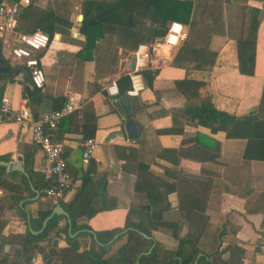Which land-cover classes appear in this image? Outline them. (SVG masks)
Returning a JSON list of instances; mask_svg holds the SVG:
<instances>
[{"label": "crops", "instance_id": "crops-1", "mask_svg": "<svg viewBox=\"0 0 264 264\" xmlns=\"http://www.w3.org/2000/svg\"><path fill=\"white\" fill-rule=\"evenodd\" d=\"M1 1L19 4L22 0ZM86 1L30 0L21 7L15 31L0 37L1 57L11 68L0 71V94L10 99L14 110L25 104L33 114L61 108L68 91L81 97V112L67 115L55 138L64 145L63 157L76 177V186L64 203L81 186V170L89 169L82 165L80 142L91 135L99 144L90 165L94 172L92 203L79 221L90 227V233L123 230L129 211L146 205L147 193L152 191L157 202L169 206L163 218L177 224L180 239L199 231L203 224L205 229L195 245L183 246L181 256H176L180 245L173 229H155L153 239H148L152 244L136 245L137 262L155 250V260L143 264H264V131L256 133L251 144L245 135L212 132L185 113L189 95L197 88L195 82H202L208 85L217 110L242 117L259 113L264 119V0H190L191 23L186 24V38L177 47L157 44L163 37L153 36L157 23L147 13L150 7L159 8L161 0H128L134 27L104 24L92 60L79 54L86 42L82 8ZM249 8L260 11L254 75L240 71L237 45ZM172 22L167 23V30ZM33 31L52 35V40L40 54L46 76L41 98L31 100L29 73L12 57L11 48L20 34ZM143 44L150 47L146 68L159 72L152 87L144 82L128 129L129 112L116 96L106 93L105 86L115 83L119 92L126 90V83L119 81L135 70H131V61ZM30 155H34V170L43 173L45 155L32 142V130L6 122L0 112V161H21L25 168ZM146 168L162 182V189L146 177ZM9 173L6 169L4 178L20 184L19 177L9 179ZM164 189L170 190L168 194L162 193ZM18 194L13 186H0V244L5 254L12 253L0 264H44L40 253L28 262L15 256L12 249L19 244L6 240L25 235L31 221L39 217V207L55 203L41 196L33 199L36 195L18 202L26 220L13 205ZM65 223L62 220L59 228ZM58 229L51 237L57 238ZM57 239L59 250L68 248L65 235ZM80 241L89 245V238L80 237ZM119 245L113 244V251Z\"/></svg>", "mask_w": 264, "mask_h": 264}, {"label": "trees", "instance_id": "trees-1", "mask_svg": "<svg viewBox=\"0 0 264 264\" xmlns=\"http://www.w3.org/2000/svg\"><path fill=\"white\" fill-rule=\"evenodd\" d=\"M13 1L16 2L17 0ZM126 2H128V0H116L113 2L87 0L84 2V4H82L84 13L83 26L86 34V42L84 47L85 49L83 48V51L79 53L81 57H83L85 60L93 59L92 54L95 43L103 37L105 32L103 30L104 24L114 23L121 26L124 25L126 28L134 27L133 11L127 7ZM191 2L192 1L190 0H161L159 3V8L150 7L148 9L147 17L151 20V22L154 20L157 23L154 25L155 28L153 29V36L164 38L167 33L166 25L170 21L180 23L183 21L184 26L191 23V13L193 9ZM0 3H2L1 0ZM124 17L125 19L128 17V20H125ZM152 18L154 19L152 20ZM259 25L260 11L254 8H249L245 16L242 36L237 43L240 60V71L245 75L255 74V43L257 41ZM49 37L50 40H52V35ZM5 63L7 67L10 68V65L7 62ZM158 72L159 71L157 69H144L143 77L145 78L144 82L146 86L152 87V82H154ZM13 74L14 70L7 74L9 79L12 78ZM122 81L123 83H126V90L121 89L116 95L115 99L127 112H130V97L127 95V90L131 89V79L129 76H122L119 82ZM191 83H196L197 88L189 95L190 102L185 109V113L191 116L193 119H197V123L205 127H209L212 132L226 131L228 137H241V135H245L251 144L255 138L254 135L260 131H264V119L261 118L259 113H250L242 117L236 116L235 114H231L226 111H219L213 104L212 94L207 89L208 85L202 82ZM42 89L43 87H31V90L29 91L30 99H40ZM1 98L2 95L0 94V105ZM121 98L125 102H123ZM192 99L198 101H194ZM52 101L54 100L52 99ZM125 103L128 104V106H126ZM38 114L39 113H34L35 117H37ZM85 129L92 130L93 128L91 126H85ZM87 138H92V136L86 135L85 139ZM33 160L34 155L28 156L24 162V166L28 171L29 177L31 178L34 186L41 191V197L43 198L45 197L44 190L46 188L44 175L43 173L34 170ZM90 165L91 162L88 165L89 169L87 171H84L83 169L81 170L80 176L82 183L77 189L72 200L64 203V200L66 199L65 198L58 201L54 205H47L45 208L40 206L38 212L39 217L31 221V227L28 226L26 234L16 235L15 237H11V239L9 238L6 240V242L14 241L19 244L18 249H12L15 256L22 257L25 262H28L31 261L37 253H40L42 255L44 264H137L140 253L137 252L136 245H141L142 243L147 242L152 244V240L149 241L142 235L145 234L153 236V231L160 227L173 229V236L179 240L178 244L180 245L176 256L182 255L183 246L185 244L190 243L195 245L199 241L201 235L203 234V229H205V224H203L199 231L195 230L190 232L185 238L180 239L177 231L175 230L177 224L167 222L163 218V213L169 208V206L165 204V201L157 202L158 200L156 199L155 192L152 191L147 193L149 199L146 202V205L142 206L139 210L131 209L129 211L123 230H107L106 232L101 231L95 233L98 236L97 241L94 238V234L90 233V227L79 222L81 218L86 216L87 210L89 208L88 206H91L90 201L92 203L90 192L92 191V188H94V172L91 170ZM146 170L148 171L146 173V177L153 181L157 187L162 189V182L160 180H155L153 176L154 174H152L148 168H146ZM5 174L6 169L0 165V186L3 185V187H6L7 185H10L18 190V196L12 200L13 205H15L16 208L22 212L23 208L18 206V202L26 200L28 197L35 196L36 193L31 188L28 176H25L24 174L17 171L10 172L8 174L9 179L14 180L16 177H19L20 184L15 185L8 179L4 178ZM72 175L74 176V174ZM74 178L76 186V177L74 176ZM75 186L71 190H73ZM169 191L170 190L164 189L162 193L168 194ZM55 205H60L65 209L66 212L69 213L70 222L68 217L65 215H56L47 223L46 229L43 232L33 233V231L43 228L45 220L51 215ZM22 213L23 217L27 220V214L24 212ZM62 220H64L66 223L63 228H59V223ZM69 227H71L70 232ZM55 229H58L57 238L60 237L61 234L65 235L66 243L68 245L67 249H58V239L51 237V234L55 231ZM125 230H128V232L122 234V232ZM77 231H79V233L75 236H72V234ZM119 232L120 234L115 237V235ZM80 237L89 238V245H82ZM110 240H112V242L108 243ZM113 244L121 245H119L116 251H113ZM11 254H9V256ZM9 256L4 254V248L2 247V244H0V260L6 261ZM154 258L155 250L147 256H142L139 264H143L144 261H147V259L154 261Z\"/></svg>", "mask_w": 264, "mask_h": 264}, {"label": "built area", "instance_id": "built-area-1", "mask_svg": "<svg viewBox=\"0 0 264 264\" xmlns=\"http://www.w3.org/2000/svg\"><path fill=\"white\" fill-rule=\"evenodd\" d=\"M30 0H22L19 4L0 3V37L12 33L17 28L21 7L27 5ZM187 35L183 23L172 22L167 30L166 36L161 38L157 44L167 47H177ZM17 44L11 49L12 57L25 67L29 73L30 86L42 88L46 81L44 69L41 64L40 54L46 51L50 45V37L42 31L23 33L17 37ZM150 57V47L146 44L140 45L136 53V67L130 74L131 89L128 91L130 98H137L144 89L143 71L147 67ZM105 91L110 96L119 93L115 83L105 86ZM81 97L72 91H68L65 101L60 109H51L40 112L37 117L25 104L19 110L12 108L10 99L2 96L0 111L6 122L16 123L18 126L28 127L32 130V142L39 147L44 155V181L46 188L44 195L54 203L66 198L68 192L75 186V178L67 168L66 159L63 157L64 145L55 142L57 131L65 117L74 112H81ZM82 149V165L88 167L94 160V153L99 147L94 138L83 139L80 142Z\"/></svg>", "mask_w": 264, "mask_h": 264}, {"label": "water", "instance_id": "water-1", "mask_svg": "<svg viewBox=\"0 0 264 264\" xmlns=\"http://www.w3.org/2000/svg\"><path fill=\"white\" fill-rule=\"evenodd\" d=\"M135 66H136V56H134L132 58V61H131V70H134L135 69ZM8 67L6 66L5 64V61L4 59L1 57V54H0V71H8ZM28 83L30 84V80L28 81ZM138 103H139V99L138 98H130L129 99V104H130V112L128 113V116H127V121H126V127L129 129L132 125H133V116L136 114V110L138 109ZM0 164L5 167V169H7L9 172H20L22 174H24L25 176H28V179H29V182H30V185H31V188L32 190L36 193V196L33 197V199H38L40 196H41V191L39 189H37L33 182H31V178L29 177V173L28 171L22 167V163L21 161H16V162H3V161H0ZM56 215H65L66 217H68L69 219V222H70V217H69V213L65 211V209L63 207H61L60 205H55L53 207V210H52V213L51 215L45 220L44 224H43V228H41L40 230H37V231H33V233H41L43 232L45 229H46V226H47V223L52 219L54 218ZM71 230V229H70ZM128 230H126L124 233H127ZM119 234H117L115 237H117ZM145 239H153L152 236H149V235H145L143 234L142 235ZM94 238L97 239V236L94 235ZM112 241V240H111ZM6 249H8L7 247H5ZM137 264H139V261L137 262Z\"/></svg>", "mask_w": 264, "mask_h": 264}, {"label": "rangeland", "instance_id": "rangeland-1", "mask_svg": "<svg viewBox=\"0 0 264 264\" xmlns=\"http://www.w3.org/2000/svg\"><path fill=\"white\" fill-rule=\"evenodd\" d=\"M14 210H16V209H14ZM84 243V242H83ZM86 244V243H85ZM5 254V253H4ZM9 254H11V253H7V255L9 256Z\"/></svg>", "mask_w": 264, "mask_h": 264}]
</instances>
